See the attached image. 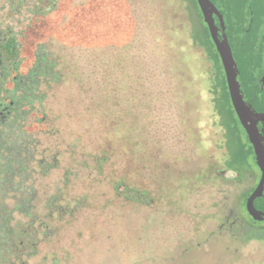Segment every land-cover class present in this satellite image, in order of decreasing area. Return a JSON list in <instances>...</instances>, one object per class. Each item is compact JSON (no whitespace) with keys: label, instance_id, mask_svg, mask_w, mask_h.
Returning <instances> with one entry per match:
<instances>
[{"label":"rangeland","instance_id":"rangeland-1","mask_svg":"<svg viewBox=\"0 0 264 264\" xmlns=\"http://www.w3.org/2000/svg\"><path fill=\"white\" fill-rule=\"evenodd\" d=\"M63 2L69 7L61 19L93 22L99 64L85 81L105 88H97L87 106L70 105L69 120L78 130L97 128L113 140L123 181L141 191L136 201L144 202L127 201L124 210H113L106 219L90 218L83 227L89 238L78 245L81 257L84 252L96 264H264V219L255 221L243 209L256 181L229 184L215 173L222 165L216 159L225 157V130L245 136L198 7L182 0ZM75 3L96 6L80 13ZM118 16L134 27L126 22L115 27ZM101 35L105 44L98 40ZM144 46L155 61L142 57ZM261 61L262 54L254 53L252 76L262 72ZM70 76L74 85L79 79L74 68ZM85 116L98 119L96 127ZM255 205L264 211V203L256 200ZM234 207L238 221L261 234L247 244L238 242L235 256L231 239L218 234L223 216ZM93 229L100 234L90 236Z\"/></svg>","mask_w":264,"mask_h":264},{"label":"trees","instance_id":"trees-1","mask_svg":"<svg viewBox=\"0 0 264 264\" xmlns=\"http://www.w3.org/2000/svg\"><path fill=\"white\" fill-rule=\"evenodd\" d=\"M63 1L0 0V264H96L78 248L89 238L86 222L106 219L128 202L144 204L136 201L143 193L123 181L113 140L69 120L70 105L87 106L96 95V80H85L99 59L93 22L61 19L69 7ZM74 6L89 13L96 5ZM113 22L134 27L119 16ZM141 53L155 61L147 47ZM225 92L230 102L226 82ZM224 137L238 165L243 139L233 128Z\"/></svg>","mask_w":264,"mask_h":264},{"label":"flooded vegetation","instance_id":"flooded-vegetation-1","mask_svg":"<svg viewBox=\"0 0 264 264\" xmlns=\"http://www.w3.org/2000/svg\"><path fill=\"white\" fill-rule=\"evenodd\" d=\"M182 1L185 5L189 2L191 5L198 7L197 11L200 13L202 21L204 22L197 0ZM210 1L223 19L224 28L222 29L219 16L212 13L215 26L218 27L217 33L219 39H222V32H224L231 48L237 68V80L240 85L243 99L246 103L251 105L254 114L263 116L260 117L256 126L258 127L261 136L264 138V133L262 132V128L264 127V0ZM204 24L206 32L211 39L207 24L205 22ZM254 53L262 54L260 65L263 70L258 76H252L251 73L255 71V67L257 66V64L252 62V56ZM245 65H249L247 68V72L250 71L249 78L244 77L246 72V69H244ZM246 86L249 87L245 89L244 87ZM241 128L243 129L242 126ZM243 132L245 137H243V141L240 144V146H243V151L238 158V165L231 163V161L235 159V156L233 151H229L225 144V157L221 160L219 158L216 159L217 164L221 163L222 165H217V167H215V173L218 177L229 184L233 182L240 183L243 180H248L250 182L256 181V183L251 186L252 188L250 192H252L259 182L261 170L256 164L253 147L248 141L244 129ZM254 175L255 178H253ZM256 200H259L260 204L264 203V188L262 196L254 200V206L259 210L257 205H255ZM260 211H262V209H260ZM237 218H239V212L237 207H234L223 216L218 225V234H220L223 239H231V244L234 246V251H232L233 256L238 253L236 252L238 250V242L244 240L247 244L251 236L255 235L254 237H256L261 235L257 230L253 232L254 229L251 226L238 222Z\"/></svg>","mask_w":264,"mask_h":264},{"label":"water","instance_id":"water-1","mask_svg":"<svg viewBox=\"0 0 264 264\" xmlns=\"http://www.w3.org/2000/svg\"><path fill=\"white\" fill-rule=\"evenodd\" d=\"M197 4L203 15L204 22L207 24L211 40L213 41L218 53L224 71L231 105L239 120L240 125L246 132L248 141L253 147L256 164L261 170V177L259 179V182L256 188L247 197L243 206L244 212L251 219L255 221H261L264 219V211H260L255 208L254 200L262 196V191L264 188V138L261 136L260 131L256 126L258 120H260V117L263 116L254 114L251 105L246 103L243 99L240 85L237 80L236 63L233 58L228 40L224 32H222V39H219L217 33L218 27L215 26L214 19L212 17V13H215L219 16L220 25L223 29L224 22L220 13L217 11L210 0H197ZM262 132L264 133V127L262 128ZM238 222L245 224V222L241 218Z\"/></svg>","mask_w":264,"mask_h":264}]
</instances>
